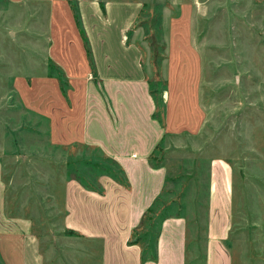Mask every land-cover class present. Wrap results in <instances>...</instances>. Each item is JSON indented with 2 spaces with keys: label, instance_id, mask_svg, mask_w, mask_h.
Wrapping results in <instances>:
<instances>
[{
  "label": "rangeland",
  "instance_id": "1",
  "mask_svg": "<svg viewBox=\"0 0 264 264\" xmlns=\"http://www.w3.org/2000/svg\"><path fill=\"white\" fill-rule=\"evenodd\" d=\"M80 1L0 0V167L6 184L0 213L28 219L32 232L39 235L48 264H100V253L85 251L89 244L64 228L65 182L73 178L93 185L105 175L123 181L119 166L100 151L80 143L56 145L50 141L51 118H41L30 101L17 92V86L30 82L31 76L44 72L47 66L49 76L59 81L69 101L68 91L73 87L47 57L55 38L54 25L66 26V21L74 19L85 40L78 7H82L81 14L89 25H84L86 33V27L92 31L96 26L94 33L99 29L106 40H119L118 26L130 14L129 6L127 12L117 16L105 11L110 0H87L93 10ZM141 1L144 8L131 29L130 40L142 49L156 99L165 88L182 91L173 97V129L180 131L182 108H186L185 123L190 126L166 135L154 158L168 168L165 200L173 204L171 212H181L190 220L192 233L199 235L194 252H200L208 210L210 157L221 151H238L239 189L252 197H258L260 190L264 195V175L260 173L264 162L258 157L264 125V0H202V7L190 6L192 0ZM184 1L187 3L181 5ZM60 2L67 3L70 11L66 7L61 11ZM104 17L109 19L107 23ZM58 34L67 35L61 28ZM93 35L92 31L90 42ZM233 105L241 109L233 111ZM205 110L209 111V120L200 133L194 134ZM165 114L158 100L156 116L164 121ZM230 118H235L236 124L229 128L226 122ZM67 128L73 132V126ZM242 169L243 179L238 176ZM253 202L257 199L245 203L243 210L241 207L243 218L252 222L263 212V207ZM148 228L143 225L137 235ZM157 228L149 229L143 243L150 242V253ZM252 230L233 238L239 248L233 251L234 264H264V238Z\"/></svg>",
  "mask_w": 264,
  "mask_h": 264
},
{
  "label": "crops",
  "instance_id": "2",
  "mask_svg": "<svg viewBox=\"0 0 264 264\" xmlns=\"http://www.w3.org/2000/svg\"><path fill=\"white\" fill-rule=\"evenodd\" d=\"M133 1L136 0H110L105 6L106 12L117 16L127 12L128 6L130 8V14L118 26V41L106 40L99 29L94 33L97 29L94 26V39L91 37L90 42L92 31L89 27H86L87 33L84 30V25H89L81 14L82 7H78V14L85 40L74 19L69 23L66 21V26L52 27L55 38L50 43L47 59L50 57L57 64L72 85L73 89L68 91L69 101L64 98L59 81L49 76L47 66L44 72L31 76L30 82L17 86L20 97L30 101L31 108L38 111L41 118L45 115L51 118L50 141L56 145L80 143L92 147L114 161L125 176L120 181L105 175L93 185L82 184L73 178L67 180L64 185V228L89 244L85 251H98L100 264H234L233 251L239 249L234 246V237L246 229H253L264 238V195L260 190L258 197H252L239 189L236 167L240 165L235 160L238 151L234 150L229 154L221 151L210 157L208 210L200 252H194L199 235L192 233L190 220L185 216H171L162 221L156 260L142 262L141 246L130 243L133 230L161 194L168 175L167 166L152 165L149 156L166 135L190 129L185 123L186 108L179 110L182 111L179 113L180 131L173 129L170 119L173 97L182 93L179 89H163L159 97L166 110L165 120L155 115L156 98L150 88L142 49L130 40L131 29L144 3ZM80 2L85 7H93L87 0ZM203 3L192 0L190 6L202 7ZM65 7L70 11L67 3L60 2V10L64 12ZM103 20L107 23L109 19L104 17ZM106 23L104 27H108ZM59 28L65 29L67 35L58 34ZM32 86L34 90L30 91ZM240 106L245 109L244 103L240 102ZM232 109L241 108L233 105ZM208 117L209 111H203V121L194 134L201 132ZM242 121L246 122V119L243 117ZM226 124L233 127L236 119H227ZM64 125L66 128L58 132ZM69 126H73V132L72 128H67ZM262 132L258 157L264 162V125ZM1 173L0 167V206L4 208L6 184ZM260 173L264 175V164ZM238 174L241 179L245 177L243 169ZM252 198L257 199L252 205L257 203L263 207L262 214L253 222L241 215V207L243 210ZM0 264H48L39 235L32 232L30 222L20 214L0 213Z\"/></svg>",
  "mask_w": 264,
  "mask_h": 264
},
{
  "label": "trees",
  "instance_id": "3",
  "mask_svg": "<svg viewBox=\"0 0 264 264\" xmlns=\"http://www.w3.org/2000/svg\"><path fill=\"white\" fill-rule=\"evenodd\" d=\"M154 97H155V94H154ZM158 98L159 99H156V105H157V101L158 100L160 101L159 96H158ZM160 103H161V101H160ZM155 151L156 150H154V152L149 156V161L152 165L158 166V165H160V162H157L156 159L154 158ZM108 160H110V159L108 158ZM119 169L121 170V174H122V177L124 180L125 179L124 173L120 167H119ZM112 177L117 179V177L114 175H112ZM167 178L168 177H166V181H167ZM166 183L167 182H165V185H164V188H163L161 194H159L154 199L153 203L146 209V211L144 212V214L142 216L140 224L132 232V237L130 239V243L131 244H139L141 246V248H142L141 261L142 262L146 261L147 259H153V260L157 259V248L156 247H157V240H158V235L160 233L162 221L168 217H171V216H183L180 214L181 212L180 213L178 211L176 213L171 212L173 204L172 203L168 204V202H166L165 197H164V194L166 191ZM157 205H159V206H157ZM181 206H182V204L180 203L179 207L181 208ZM182 208H183V206H182ZM159 210L162 212L158 213ZM143 225L148 226L149 228L142 231L139 235H137V232H139V230L142 229ZM156 225L158 226V228L155 231L156 235H155V238L153 241V249H152V253H150V242H147V244H145V245L143 243H144L145 239L148 237V235L150 234L149 229H153Z\"/></svg>",
  "mask_w": 264,
  "mask_h": 264
}]
</instances>
